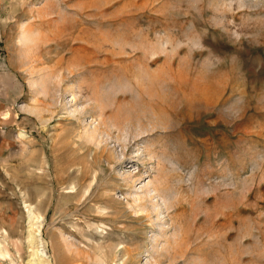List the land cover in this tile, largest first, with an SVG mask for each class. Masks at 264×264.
Masks as SVG:
<instances>
[{
  "label": "rangeland",
  "instance_id": "obj_1",
  "mask_svg": "<svg viewBox=\"0 0 264 264\" xmlns=\"http://www.w3.org/2000/svg\"><path fill=\"white\" fill-rule=\"evenodd\" d=\"M0 264H264V0H0Z\"/></svg>",
  "mask_w": 264,
  "mask_h": 264
}]
</instances>
